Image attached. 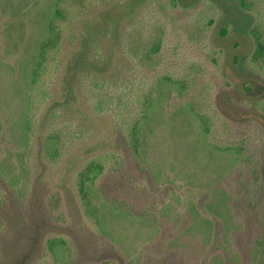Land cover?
Returning a JSON list of instances; mask_svg holds the SVG:
<instances>
[{"label":"rangeland","instance_id":"rangeland-1","mask_svg":"<svg viewBox=\"0 0 264 264\" xmlns=\"http://www.w3.org/2000/svg\"><path fill=\"white\" fill-rule=\"evenodd\" d=\"M39 1L0 0V167L11 180L20 177L16 189L0 174V264L51 261V236L67 239L72 264H211L215 255L222 264H264V70L250 32L255 23L264 32V0H246L243 10L235 0L72 1L76 38L33 97L30 146L20 154L23 95L13 66L26 53ZM17 19L23 22L11 23ZM160 76L182 91L164 93L140 158L127 124L141 99L161 91ZM194 111L208 121L206 137ZM56 133L60 152L52 160L44 143ZM232 147L251 157L244 171L258 161L257 184L230 165ZM99 156L96 185L105 204H93L123 252L100 232L79 192V175ZM239 177L249 186L237 197ZM56 190L61 215L47 203ZM217 194L212 214L206 207ZM161 240L164 252L150 254Z\"/></svg>","mask_w":264,"mask_h":264},{"label":"trees","instance_id":"trees-1","mask_svg":"<svg viewBox=\"0 0 264 264\" xmlns=\"http://www.w3.org/2000/svg\"><path fill=\"white\" fill-rule=\"evenodd\" d=\"M72 1L82 4V0H40L39 5L41 8L38 9V16L31 25V36L29 45L25 49V55L19 58L15 65L13 66L16 71L20 72L21 78L17 79V92L21 93L23 97H20V105L22 106V118L19 120V126L21 127L20 139L17 138L18 149H20V154L24 153L22 149L30 146L31 141V124L30 121V107H32L34 100L33 97L36 96L37 92L40 91L42 83H44L46 76L53 74L59 68V55L64 48L66 43H73L76 38V33L74 32V24L76 21L74 3ZM237 4L244 9H247L246 0H235ZM4 4V2H3ZM243 10V9H242ZM23 21L17 19L12 21V24L19 25ZM227 29H224L222 32L225 33ZM251 35L254 40V53L253 58L261 62V67L264 70V32L259 27L258 23H255L251 29ZM160 42V40H159ZM154 43V46L151 49V52H157L160 49V43ZM158 84L161 87V91L156 96L144 97L140 100L141 108L140 112L137 115L135 122H128L127 124V142L131 145L135 155L140 158L143 157V146H141L142 139L145 135V130L147 126L151 123L152 119L155 117L157 112H159L165 103L164 93L172 94V90H179L181 92L182 84L179 82L172 81L169 77L160 76L158 79ZM17 94V93H16ZM18 95V94H17ZM185 108L189 106L184 105ZM191 110V109H189ZM194 119L200 121V131L202 137H206L210 126L208 121L202 119L199 113L194 111ZM200 117V118H199ZM59 142L60 137L56 134H48L45 138L44 150L48 158L54 159L59 155ZM231 155L233 161L231 166L233 169L237 170L238 173H243L249 171L253 179L255 180L254 185L258 183L259 172H258V161L254 160L252 165L245 166L246 170L244 171V164L251 160V157L244 153L242 154L241 149L238 147L231 148ZM244 156V157H243ZM103 159L104 156H99L98 158H93L88 164L86 170L81 173L78 177L79 192L82 198L83 203L87 208L93 209L92 215L96 218L97 224L99 226L100 232L105 235L110 236L109 229L105 224V217L102 213L98 212V206L93 204L94 200L102 201L101 196L97 193L96 180L103 171ZM240 162V163H239ZM1 164V163H0ZM246 165V164H245ZM229 167V164L225 166V169ZM249 169V170H247ZM8 170L5 166L0 167V174L6 176L10 186L14 188H19L20 177L17 179L11 180L8 175ZM252 172V173H251ZM237 181V190L238 196H241L243 191L249 186L247 181L244 178L239 177ZM254 185H252L254 187ZM217 192V191H216ZM225 192L222 193V202L224 204ZM61 192L59 190L54 191L47 198V203L49 208L55 210L61 215ZM219 199V195L213 197L212 201L207 204V211L210 213H215L213 205ZM102 201V205H104ZM212 204V205H211ZM120 211V210H119ZM139 216L143 221H149L152 223V220L156 219V215L153 213H139L135 217ZM207 220V219H206ZM152 221V222H151ZM205 223V222H204ZM261 234H258V243L261 245L262 253L264 254V220ZM195 228V224L191 225V230ZM209 236V233H207ZM112 240L116 244L117 251L123 252V242L119 241L117 237L112 236ZM203 241L205 239L203 238ZM206 243V242H205ZM166 242L161 240L158 243L151 245V249L154 255H161L164 252ZM188 245V244H187ZM189 246V245H188ZM47 255L51 256V261H42L36 262L35 264H72V249L64 237L51 236L46 244ZM187 252V251H186ZM260 257V255H259ZM258 257V258H259ZM221 260L220 255H215L211 261V264H222L219 261ZM96 264H116L115 260L106 259Z\"/></svg>","mask_w":264,"mask_h":264}]
</instances>
